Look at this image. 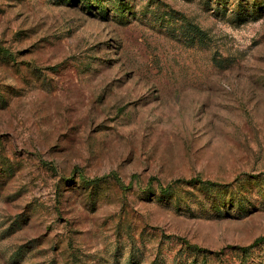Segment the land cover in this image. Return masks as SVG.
Returning <instances> with one entry per match:
<instances>
[{"label":"rangeland","instance_id":"374dc122","mask_svg":"<svg viewBox=\"0 0 264 264\" xmlns=\"http://www.w3.org/2000/svg\"><path fill=\"white\" fill-rule=\"evenodd\" d=\"M81 1L0 0V264H264V0Z\"/></svg>","mask_w":264,"mask_h":264},{"label":"trees","instance_id":"16d2710c","mask_svg":"<svg viewBox=\"0 0 264 264\" xmlns=\"http://www.w3.org/2000/svg\"><path fill=\"white\" fill-rule=\"evenodd\" d=\"M92 1H93V6H90L87 3V0H82L81 2L85 3L86 7H93V9H96V8L99 9L100 13H103L104 17H105V14H106V12H105L106 9H105V7H103V3L107 4V2L118 1V3L114 4V5H116V6L119 5L120 7L119 8L113 7V8H114V10H117L119 16H122L123 12H125L126 9L128 11L131 9L129 6H127L125 4L124 0H110V1L109 0H92ZM213 1H214L215 5H220L221 3L225 4V0H213ZM242 1H244V0H238V2H237L238 4L236 5L237 7L235 8L237 16H234V17H235L236 20L239 19L240 11L242 10V6L244 4V3H242ZM258 2H259V0H251V3H247L246 2L244 4V7H249V8L251 7V9H252V11L249 13V15H254V14L259 12V10L261 9L262 6L259 5ZM163 19H164L163 17L160 18V21H163ZM181 31H182V34L184 35V37L187 38L188 40H190L191 43H194V42L202 43L203 40H205V35L199 30L198 27H196V26H194L192 24H189V23L185 24L184 27H181ZM82 180H83V178H82ZM81 184H82V187L86 186L84 180L81 182ZM164 191H166V190H164ZM259 243H263L264 244V237L259 238L257 240H254L253 243L251 244V246H255V245L259 244ZM242 251H246V248L242 249Z\"/></svg>","mask_w":264,"mask_h":264}]
</instances>
